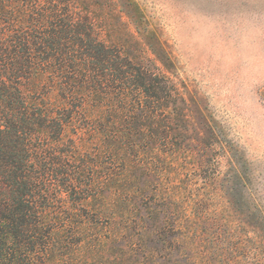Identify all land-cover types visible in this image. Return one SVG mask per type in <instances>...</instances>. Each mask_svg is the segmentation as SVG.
Returning <instances> with one entry per match:
<instances>
[{"label": "trees", "instance_id": "16d2710c", "mask_svg": "<svg viewBox=\"0 0 264 264\" xmlns=\"http://www.w3.org/2000/svg\"><path fill=\"white\" fill-rule=\"evenodd\" d=\"M146 26L134 0H0V264H150L142 226L173 213L144 193L194 99Z\"/></svg>", "mask_w": 264, "mask_h": 264}, {"label": "rangeland", "instance_id": "374dc122", "mask_svg": "<svg viewBox=\"0 0 264 264\" xmlns=\"http://www.w3.org/2000/svg\"><path fill=\"white\" fill-rule=\"evenodd\" d=\"M134 1L194 99L171 173L144 193L161 189L173 214L144 223L139 254L150 264H264L255 233L264 224V0Z\"/></svg>", "mask_w": 264, "mask_h": 264}]
</instances>
